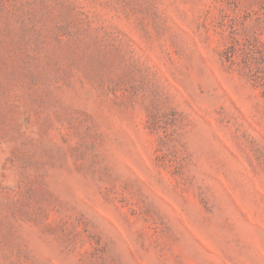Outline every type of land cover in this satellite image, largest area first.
<instances>
[{"label":"rangeland","instance_id":"rangeland-1","mask_svg":"<svg viewBox=\"0 0 264 264\" xmlns=\"http://www.w3.org/2000/svg\"><path fill=\"white\" fill-rule=\"evenodd\" d=\"M0 264H264V0H0Z\"/></svg>","mask_w":264,"mask_h":264}]
</instances>
